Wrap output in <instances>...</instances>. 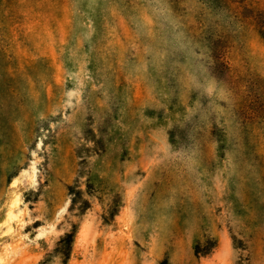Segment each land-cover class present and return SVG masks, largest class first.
I'll return each mask as SVG.
<instances>
[{
  "label": "rangeland",
  "instance_id": "rangeland-1",
  "mask_svg": "<svg viewBox=\"0 0 264 264\" xmlns=\"http://www.w3.org/2000/svg\"><path fill=\"white\" fill-rule=\"evenodd\" d=\"M0 264H264V0H0Z\"/></svg>",
  "mask_w": 264,
  "mask_h": 264
},
{
  "label": "trees",
  "instance_id": "trees-1",
  "mask_svg": "<svg viewBox=\"0 0 264 264\" xmlns=\"http://www.w3.org/2000/svg\"><path fill=\"white\" fill-rule=\"evenodd\" d=\"M71 192V189L69 190ZM72 193H70L71 195ZM79 193H75L73 196H77ZM73 197V198H74ZM71 198L70 202H71V206H73V204L75 203V199ZM70 206V207H71ZM117 215V210H111L108 211L104 214L103 216V220H107V219H113L115 216ZM74 231L72 229L71 232L64 234L62 237H60L58 239V241L55 243V247H54V252H58V249L61 245L66 244L67 247H70V245L72 244L73 241V237H74ZM215 240L213 238H206V244L205 245H200V242L198 240H196L194 242V246H193V253L195 257H201V256H205L208 255L215 247ZM234 247V246H233ZM235 248V247H234ZM64 258H66L67 253H62Z\"/></svg>",
  "mask_w": 264,
  "mask_h": 264
}]
</instances>
